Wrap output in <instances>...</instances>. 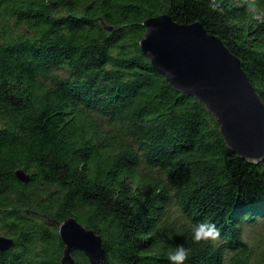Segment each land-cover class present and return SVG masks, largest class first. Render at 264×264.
<instances>
[{
  "label": "trees",
  "instance_id": "trees-1",
  "mask_svg": "<svg viewBox=\"0 0 264 264\" xmlns=\"http://www.w3.org/2000/svg\"><path fill=\"white\" fill-rule=\"evenodd\" d=\"M165 14L219 37L264 104V0H0V264H60L69 217L100 236L101 264H170L179 244L185 264H264L243 240L264 223V159L232 153L142 53ZM198 221L218 241H193Z\"/></svg>",
  "mask_w": 264,
  "mask_h": 264
},
{
  "label": "water",
  "instance_id": "water-1",
  "mask_svg": "<svg viewBox=\"0 0 264 264\" xmlns=\"http://www.w3.org/2000/svg\"><path fill=\"white\" fill-rule=\"evenodd\" d=\"M139 46L152 67L178 93L201 102L220 127L227 148L238 158L257 164L264 159V104L242 69L241 61L224 42L199 23L182 25L168 15L146 19ZM110 30V28H107ZM25 183L29 176L15 173ZM52 226L53 223H50ZM63 244L60 264H76L82 252L90 264H101L102 239L69 217L58 225ZM14 242L0 236V254Z\"/></svg>",
  "mask_w": 264,
  "mask_h": 264
},
{
  "label": "clouds",
  "instance_id": "clouds-1",
  "mask_svg": "<svg viewBox=\"0 0 264 264\" xmlns=\"http://www.w3.org/2000/svg\"><path fill=\"white\" fill-rule=\"evenodd\" d=\"M210 7L213 10L220 8V0H209ZM191 238L193 241L213 242L220 238V229L215 223L209 221H198L191 225ZM190 249L184 244L176 245L167 252V259L170 264H185L190 255Z\"/></svg>",
  "mask_w": 264,
  "mask_h": 264
},
{
  "label": "rangeland",
  "instance_id": "rangeland-1",
  "mask_svg": "<svg viewBox=\"0 0 264 264\" xmlns=\"http://www.w3.org/2000/svg\"><path fill=\"white\" fill-rule=\"evenodd\" d=\"M176 209L173 208L172 214L176 215ZM243 240L253 248L264 250V223L262 221L255 224L245 225L243 229Z\"/></svg>",
  "mask_w": 264,
  "mask_h": 264
}]
</instances>
